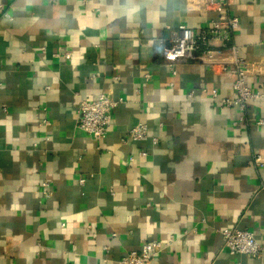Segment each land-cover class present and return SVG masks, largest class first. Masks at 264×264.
Instances as JSON below:
<instances>
[{
    "label": "crops",
    "instance_id": "obj_1",
    "mask_svg": "<svg viewBox=\"0 0 264 264\" xmlns=\"http://www.w3.org/2000/svg\"><path fill=\"white\" fill-rule=\"evenodd\" d=\"M229 2L246 81L264 90V0ZM208 3L0 0V264H119L156 241L148 264H264L223 236L264 243V98L223 107L202 91L233 96L219 67L169 66L174 29L220 18ZM101 92L120 103L97 140L79 106ZM139 123L157 143L126 139Z\"/></svg>",
    "mask_w": 264,
    "mask_h": 264
},
{
    "label": "built area",
    "instance_id": "obj_2",
    "mask_svg": "<svg viewBox=\"0 0 264 264\" xmlns=\"http://www.w3.org/2000/svg\"><path fill=\"white\" fill-rule=\"evenodd\" d=\"M52 2L56 0H50ZM220 14L218 20L212 21L211 26L202 31H194L186 25H179L172 32V44L167 49L169 66L175 73V65L181 61H199L207 64L210 68L219 67L221 72L231 80L233 96L227 99L218 97V90L213 88L204 93H209L210 101L223 107L237 105L241 110H246L249 103L264 98V90L253 89L246 81L248 71L247 62L239 54V49L234 42L235 31L239 28L240 19L229 9V0H209ZM7 17L11 16L7 14ZM66 59H71V53H64ZM149 77V75H147ZM195 90L189 92V98H193ZM116 100L105 92H101L96 98L83 100L79 106L78 127L80 130L99 140L108 136L114 109L119 105ZM243 121V116H241ZM258 124L264 125V119ZM151 138L154 143L158 142L157 137L149 135L147 124L139 123L133 126L126 139L145 141ZM142 155L147 152L142 150ZM134 157L130 158L133 161ZM261 156L256 155L255 162L261 163ZM85 178H80L79 183L83 185ZM42 193L47 197L51 195L48 182L41 185ZM225 246L230 254H244L254 257L264 256V243L256 239L253 231L248 229H226L223 231ZM162 242H150L144 244L139 250H133L124 255L119 264H148L161 250Z\"/></svg>",
    "mask_w": 264,
    "mask_h": 264
}]
</instances>
